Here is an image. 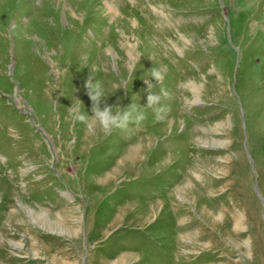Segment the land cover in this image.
Masks as SVG:
<instances>
[{"label":"rangeland","instance_id":"1","mask_svg":"<svg viewBox=\"0 0 264 264\" xmlns=\"http://www.w3.org/2000/svg\"><path fill=\"white\" fill-rule=\"evenodd\" d=\"M0 264H264V0H0Z\"/></svg>","mask_w":264,"mask_h":264},{"label":"clouds","instance_id":"2","mask_svg":"<svg viewBox=\"0 0 264 264\" xmlns=\"http://www.w3.org/2000/svg\"><path fill=\"white\" fill-rule=\"evenodd\" d=\"M150 77L154 78L155 81L163 80L164 70L160 68L153 69ZM145 82L147 89H149L146 106L153 108L154 118L156 120H161L167 112V107L160 104L159 96L150 90L153 84L152 81L145 79ZM86 84L89 89L90 98L93 101L92 114L89 115L86 112H81L79 106L76 105L72 108V117L74 120L84 122L89 127L99 126L107 133L114 129H125L129 124L140 125L146 119L147 113L144 111L145 106L130 103L121 108L118 105H108L105 103L101 107V103H104L105 98L109 95L104 85L100 81H96L95 83L90 81L86 82Z\"/></svg>","mask_w":264,"mask_h":264},{"label":"bare ground","instance_id":"3","mask_svg":"<svg viewBox=\"0 0 264 264\" xmlns=\"http://www.w3.org/2000/svg\"><path fill=\"white\" fill-rule=\"evenodd\" d=\"M58 2H59V1H58ZM109 3H110V2H109ZM110 7H111V9L116 10L115 5H114L113 3H110ZM71 11H72V10H71ZM114 18H115V17H114ZM66 21H67V19H66ZM111 24H112V22L110 23V25H111ZM36 25H37V24H36ZM36 25H35V27H36ZM28 32H31V31H27V33H28ZM54 51H55V50H54ZM46 54H47V52H46ZM48 58H49V57H48ZM49 59H50V58H49ZM222 149H223V148H222ZM190 184H191V183H190ZM210 218L212 219V216H210ZM210 218L207 217V220L210 219ZM211 219H210V220H211ZM208 221H209V220H208ZM210 224L213 225V224H216V223H214V222L211 223V222H210ZM195 227L197 228V226H195ZM200 230H201V229H200ZM196 234H197V233H196ZM199 237H200V236H199ZM21 247H22V246H21Z\"/></svg>","mask_w":264,"mask_h":264}]
</instances>
